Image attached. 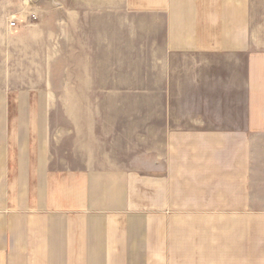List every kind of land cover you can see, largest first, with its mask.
<instances>
[{"label": "crops", "instance_id": "1", "mask_svg": "<svg viewBox=\"0 0 264 264\" xmlns=\"http://www.w3.org/2000/svg\"><path fill=\"white\" fill-rule=\"evenodd\" d=\"M53 1L0 0V264H264V20L254 26L252 0ZM49 9L52 27L67 23L69 90L147 92V117L121 128L147 140V159L96 163L121 154L93 141L119 123L74 115L86 162L52 163ZM22 46L33 73L1 64Z\"/></svg>", "mask_w": 264, "mask_h": 264}, {"label": "rangeland", "instance_id": "2", "mask_svg": "<svg viewBox=\"0 0 264 264\" xmlns=\"http://www.w3.org/2000/svg\"><path fill=\"white\" fill-rule=\"evenodd\" d=\"M52 5L58 4L51 0ZM254 5V13H253V24L257 26L261 21L264 20V0H252ZM52 9L45 11L42 13L41 18L39 20H47L46 23L48 24V28H46V32L48 35L49 44L46 45V52H45V71H46V79L51 80L52 85L50 86L49 93L46 95V99H50L53 101L54 107L46 109V115L55 117V121L57 122L54 125V144L53 150L50 155L52 163L55 166H82L85 164L84 156H79L76 154L74 147H73V139L75 138V134L72 131L73 126H75L69 120V116H85V115H96V116H107L110 122L117 121L119 123L118 127L117 124H109L108 133H102L99 131L97 135L94 136L93 141L96 147L108 149L109 152L112 151H119V155L115 156H106V155H98L93 157L97 161L96 163H100L102 165L113 166L115 164H122L125 167H133V161L140 156V159L146 158L147 159V151H148V143L147 140L139 141V140H132V139H125L122 138L125 134L122 135L121 128L124 126H129L123 122H126L125 119L128 116H135L140 117L141 119L146 118L148 115V108H147V99L148 94L147 92H134V91H121L117 90L116 85L117 81H114V86L109 85V91L106 93H102L101 91H91L87 93H83L82 91H75L69 90L71 87L70 79L71 76L68 74V67H69V54H68V28L67 23L64 24V28L60 26L52 27L50 21H53L60 16L58 13H50ZM22 11L14 10L12 12L13 17L20 16ZM61 15V13H60ZM45 16V17H44ZM67 19V14L64 16ZM12 20H16L13 18ZM50 20V21H48ZM24 24V23H23ZM21 23V28L23 27ZM26 25V24H24ZM20 28V29H21ZM264 34V31L262 32ZM50 39V40H49ZM63 42L61 43L60 42ZM61 43V44H60ZM22 49L25 51V54H22ZM59 51V52H58ZM50 58V59H49ZM28 59V60H27ZM32 63V54L26 53V49L24 46L21 47L20 51L14 54L11 61L7 60L2 61V65L7 69V65H13V72L16 74L19 73H33V70L27 67L26 63ZM25 64L24 66L21 65ZM52 67V69L50 68ZM5 69V70H6ZM10 67L8 68L9 71ZM0 68V72H1ZM4 70V71H5ZM16 76V75H14ZM17 77V76H16ZM19 77V76H18ZM21 77V76H20ZM79 76L77 80H79ZM116 78V77H115ZM29 79H37V76L30 77ZM39 79V78H38ZM73 78V84H74ZM115 80V79H114ZM79 86V84H78ZM81 86V85H80ZM114 89V90H112ZM71 91V92H70ZM81 99H91L96 102H100L101 100L107 99L109 102L110 107L108 108H70L68 105L69 100H81ZM120 101V102H119ZM137 101V102H136ZM144 101L145 104H144ZM117 102V103H116ZM135 105V106H132ZM141 105V106H140ZM114 117H120V119ZM141 132L143 135L147 136V125L141 126ZM79 135L82 136L81 133L78 132ZM92 141V140H91ZM137 146V147H133ZM104 149V150H105ZM107 151V150H105ZM103 151V152H105ZM140 153L141 155H138ZM135 154V155H134ZM135 158V159H134ZM120 166V165H119Z\"/></svg>", "mask_w": 264, "mask_h": 264}, {"label": "built area", "instance_id": "3", "mask_svg": "<svg viewBox=\"0 0 264 264\" xmlns=\"http://www.w3.org/2000/svg\"><path fill=\"white\" fill-rule=\"evenodd\" d=\"M10 26L15 27V26H16V20H12V21L10 22Z\"/></svg>", "mask_w": 264, "mask_h": 264}]
</instances>
